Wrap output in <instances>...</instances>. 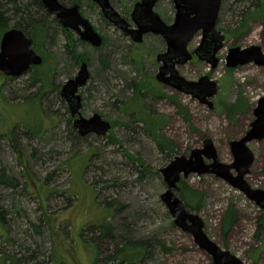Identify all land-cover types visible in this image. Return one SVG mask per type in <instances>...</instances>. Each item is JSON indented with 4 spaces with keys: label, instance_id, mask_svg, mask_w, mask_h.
Masks as SVG:
<instances>
[{
    "label": "rangeland",
    "instance_id": "obj_1",
    "mask_svg": "<svg viewBox=\"0 0 264 264\" xmlns=\"http://www.w3.org/2000/svg\"><path fill=\"white\" fill-rule=\"evenodd\" d=\"M133 1L124 0L123 5L115 2V7L125 10ZM256 1L221 0L216 28L225 40L214 55L218 58L214 67L206 58L175 67L187 80L207 75L216 83L217 93L209 98L210 107L155 81V55L163 47L162 42L146 36L143 43L134 44L103 19L93 2L80 0L81 13L106 38L97 49L86 43L74 45L86 59L90 74L86 85L79 89L80 114L88 118L97 113L111 122L112 128L105 136H80L72 127L69 109L59 92L78 68L68 62L65 37L60 26L50 20L52 39L38 51L33 46L44 60L52 61L49 53L56 60L54 82L58 89L45 93L43 112L37 97H31L37 87L31 84L30 73L9 78L0 72V168L18 180L15 189L0 183V207L6 222L4 226L0 219V255L22 258L34 254L37 261L47 264L53 254L61 259L59 264H94L97 252L88 227L111 220L118 227L117 234H123L127 226L134 237L160 239L170 248L166 254L156 250L153 264H214L211 255L200 249L190 234L172 223L160 199L166 187L159 169L175 155H188L191 149L201 147L205 138L213 141L221 162L232 161L229 142L248 130L256 101L264 95V67L254 63L226 65L231 47L255 45L264 53L263 20L249 22L244 31H234L240 11ZM172 5L169 0L159 1L157 12L163 20H173ZM201 39L199 31L188 49H196ZM142 79L161 89L163 97L145 94L143 102L151 113L166 117L159 132L175 144L174 154L160 152L156 142L132 122L130 114L120 109L132 94L130 83ZM24 96L29 97L22 100ZM168 96H174L185 108L189 121L177 112ZM239 97L247 109L229 121L219 104L232 103ZM110 136L118 142H112ZM247 145L254 159L244 179L250 187L264 190V139ZM125 152L139 159L140 164ZM144 166L150 169L147 174L140 171ZM183 180L204 194L199 210L194 212L201 218L206 236L244 264H264V230L257 234V221L264 210L214 174L192 173ZM105 197H116L124 206L117 217L105 218ZM229 207H233L236 217L225 231L223 222Z\"/></svg>",
    "mask_w": 264,
    "mask_h": 264
},
{
    "label": "water",
    "instance_id": "obj_2",
    "mask_svg": "<svg viewBox=\"0 0 264 264\" xmlns=\"http://www.w3.org/2000/svg\"><path fill=\"white\" fill-rule=\"evenodd\" d=\"M95 1L99 3L102 13L110 22L122 29L126 35H130L126 21L108 3V0ZM41 2L46 11L56 17L64 28L78 30V24H81L84 27V30L80 31L81 39L96 46L101 44L100 36L80 15L77 5L66 7L59 0H41ZM144 2L145 0L140 1L134 7L145 5L152 22L139 23V28L134 30L133 40L139 42L146 32L160 34L165 40L167 50L158 56V59L163 58L164 62L156 74V80L165 83L164 76L169 71L175 80L174 87L177 91L190 94L212 107V101L209 98L217 93L216 83L207 75L195 81L187 80L179 74L175 65L191 60L192 54L188 50V44L200 31L202 39L198 49L207 48L209 57L206 59L212 63L213 67L215 66L218 58L214 55L222 48L225 40V36L216 28L221 0H173L175 14L171 24H166L157 13L152 11L153 0L146 4ZM32 45V37L20 29L10 28L3 32L0 37V72L7 77H19L27 73L31 66L40 65L42 57L36 53ZM226 60L228 67L248 63L264 67V53L255 45L246 48H229ZM89 76L87 63L82 62L76 75L62 85L60 96L68 103L71 115H78L73 120L72 126L80 136L88 134L105 136L111 129L108 121L102 119L97 113H93L88 118L80 115L82 103L78 89L87 83ZM252 114L254 119L245 134L229 142L232 155L230 163L221 162L213 141L205 138L202 146L191 149L188 156L175 155L167 165L159 169L166 187L160 199L170 213L172 223L190 234L194 243L211 255L214 264L244 263L228 250L221 249L206 236L203 232L204 224L199 215L187 210L179 197L180 182L192 173L214 174L233 188L240 190L260 210H264V190L250 187L244 179L254 159L253 152L247 144L253 140L264 139V95L258 97Z\"/></svg>",
    "mask_w": 264,
    "mask_h": 264
},
{
    "label": "trees",
    "instance_id": "obj_3",
    "mask_svg": "<svg viewBox=\"0 0 264 264\" xmlns=\"http://www.w3.org/2000/svg\"><path fill=\"white\" fill-rule=\"evenodd\" d=\"M239 21L234 31L246 30L248 23L255 20L264 21V2L258 0L252 4V7L242 9L238 14ZM57 23L55 18L43 7L41 0H0V37L3 32L10 28H17L22 30L27 35H30L34 40V47L38 51L44 48V44L47 40L52 39V22ZM59 27V25H58ZM232 32V31H231ZM233 33V32H232ZM41 55V54H40ZM48 56L52 57V61L44 60L39 66H33L27 73H30V82L36 85L37 89L31 97H37L42 109V101L47 91H54L58 89V86L54 82V72L56 60L50 53ZM86 60L82 55H68V62L71 66H74L77 58ZM103 57V56H102ZM48 65V67H47ZM41 66V67H40ZM44 68V69H43ZM46 70V71H43ZM10 78V77H9ZM132 94L126 102L123 103L122 111L130 114L132 122L138 124L149 137L156 142L160 152L167 155L176 153L175 144L163 134L159 132L162 125L166 122V117L161 114L151 113L144 106V95H148L152 98L163 97L161 89L156 86L147 83L144 79L137 82H131ZM48 94V93H47ZM30 96V95H29ZM29 96H24L22 100ZM176 107L177 112L182 114L184 118L189 121V113L182 107L174 96H168ZM133 104V108L129 109L130 104ZM246 103L239 97L236 101L221 102L219 104V110L226 116L229 121H234L236 116L246 111ZM43 112V109H42ZM143 112L146 113L143 115ZM43 114V113H42ZM48 117V116H47ZM33 135V134H32ZM112 142H118L116 137L110 136ZM11 144L14 145L13 139H9ZM126 156L134 162L140 164V160L134 158L129 153L125 152ZM150 169L146 166L140 168L143 174H147ZM0 183L6 187L15 189L18 187V180L5 172L4 168H0ZM181 190L179 197L183 201L185 207L189 211H198L203 201L204 194L186 185V182L182 179L180 182ZM103 205L107 211L105 218H115L123 209V205L117 200L116 197L104 198L102 200ZM235 210L233 207H229L223 222L224 230L227 231L235 221ZM0 219L2 225H6V222L1 213L0 207ZM123 234H117V229L111 220H103L94 226H89L88 230L93 234L91 239L96 247V259L94 264H153L155 262L156 250H160V253L166 254L170 252V248L160 239L156 238H136L133 235V230L130 227H124ZM261 230H264V212L257 221V234ZM39 233V230H37ZM51 258L47 261V264H59L61 259H57L52 254ZM44 264L37 261L36 255L29 254L28 257H17L16 254H1L0 264ZM46 264V263H45Z\"/></svg>",
    "mask_w": 264,
    "mask_h": 264
},
{
    "label": "flooded vegetation",
    "instance_id": "obj_4",
    "mask_svg": "<svg viewBox=\"0 0 264 264\" xmlns=\"http://www.w3.org/2000/svg\"><path fill=\"white\" fill-rule=\"evenodd\" d=\"M89 1H91V2H93L98 8H99V10H100V13H101V15H102V17H103V19H106L107 20V22H109L112 26H114L119 32H121V34L124 36V37H126V38H128V39H130L131 40V42H133L134 44H139V43H143V40H144V38L146 37V36H149V37H153V38H156L158 41H160V42H162V44H163V47L160 49V50H158L157 51V53H156V55H155V60H156V64H157V68H158V71H157V73L159 72V68H160V66L161 65H163V62H164V59L163 58H161L160 60L158 59V56L160 55V54H162V53H165L166 52V50H167V46H166V43H165V40L161 37V35L160 34H156V33H153V32H146V33H144L143 35H142V37H141V40L139 41V42H136V41H134L133 40V36H135V31L134 30H137L138 28H139V23H147V24H149V23H151L152 22V18L149 16V14L147 13V11H146V7H145V5H140V6H138V7H134V5L136 4V3H138V2H140V1H142V0H134L133 2H132V5L129 7V8H127V9H125V10H120V9H118V8H116L115 7V2H118V3H120V4H124V0H108V3L120 14V16L122 17V19H124V21H126V23H127V30H129V34L130 35H126L125 33H124V31L122 30V29H120V28H118L116 25H114L112 22H110L105 16H104V14L102 13V10H101V8H100V6H99V3L97 2V1H95V0H89ZM130 1H132V0H129V2ZM152 0H145V2H144V4H146V3H150ZM154 1V4H153V7H152V11L154 12V13H157L159 16H160V14L157 12V5H158V3H159V1L160 0H153ZM172 2V6H173V9H174V14H175V8H174V3H173V0H169V2ZM59 2L63 5V6H66V7H72V6H74V5H77V7H78V11H79V13H80V15L82 16V17H84L89 23H90V25H91V27L93 28V30L96 32V33H98V35L100 36V38H101V44L99 45V46H96V45H93L92 43H90V42H88V41H86V40H83V39H81V37H80V31L82 32L83 30H84V27H83V25H81V24H78V30L77 29H66V28H64L63 27V25H61L60 24V22L58 21V19L56 18V17H54L53 15H51V16H53V18H55L56 19V21H57V23H58V25L60 26V32H61V34L65 37V49H64V51H65V53H66V56H67V59H68V55H74V53H77V51H76V49H75V47H74V45H76V43H86L87 45H89L90 47H92V48H95V49H97V48H100L104 43H105V40H106V38H105V36H103L102 34H100L95 28H94V26H93V24H92V22L88 19V18H86L82 13H81V11H80V0H59ZM160 18L162 19V17L160 16ZM173 19H174V17H173ZM162 21H164L166 24H171L172 22H173V20L170 22L169 20H163L162 19ZM26 34V33H25ZM27 35V34H26ZM30 36V35H29ZM33 39V38H32ZM32 46H34V40H33V45ZM33 49H34V47H33ZM35 50V49H34ZM189 50V49H188ZM36 51V50H35ZM190 52H191V54H192V58H191V60L190 61H187V62H194L195 60H201L202 58H208L209 56H208V50H207V48H202V49H198V47L196 48V49H194V50H189ZM37 53V52H36ZM40 55V54H39ZM77 55H80L79 53H77ZM41 57H42V55H40ZM42 61H43V57H42ZM82 62H86L85 60H82L81 58L79 59V56H78V58H77V61H76V63H75V65L73 66V67H77L78 68V70H79V67H80V65H81V63ZM186 62V63H187ZM87 63V62H86ZM183 64H185V63H177L176 65H175V67L176 66H180V65H183ZM33 66H31V68H32ZM30 68V69H31ZM87 68H88V65H87ZM78 70H77V72H78ZM76 72V73H77ZM156 73V74H157ZM156 74H155V76H154V78H155V81L156 82H158L157 80H156ZM76 75V74H75ZM74 75V76H75ZM73 76V77H74ZM165 78H166V82L165 83H160V82H158V83H160L163 87H168V88H171V89H176L175 87H174V83H175V80L172 78V76H171V74H170V72L169 71H167L166 72V74H165V76H164ZM89 78H90V76H89ZM70 79V78H69ZM68 80V79H67ZM64 84V83H63ZM62 84V85H63ZM86 85V84H85ZM84 85V86H85ZM84 86H82V87H84ZM62 87V86H61ZM61 87H60V89H61ZM82 87H80V88H82ZM79 88V89H80ZM79 89H78V94H79ZM177 90V89H176ZM59 94H60V92H59ZM80 95V94H79ZM81 96V95H80ZM64 100V99H63ZM65 101V100H64ZM66 102V101H65ZM81 103H82V100H81ZM66 104H67V107H68V109H69V114H70V117H71V121L73 122V120L76 118V117H78V115H75V116H72L71 115V113H70V107H69V105H68V103L66 102ZM81 115V114H80ZM109 122V121H108ZM110 124H111V122H109ZM73 127V126H72ZM111 128H112V124H111ZM110 131V130H109ZM189 155V154H188ZM188 155H186V156H188Z\"/></svg>",
    "mask_w": 264,
    "mask_h": 264
}]
</instances>
